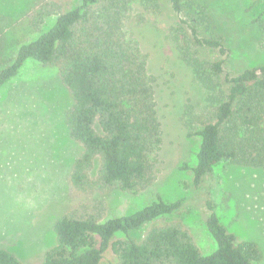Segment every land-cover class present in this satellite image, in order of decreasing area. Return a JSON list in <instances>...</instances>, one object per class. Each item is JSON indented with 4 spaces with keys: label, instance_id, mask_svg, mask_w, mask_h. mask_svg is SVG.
<instances>
[{
    "label": "trees",
    "instance_id": "trees-1",
    "mask_svg": "<svg viewBox=\"0 0 264 264\" xmlns=\"http://www.w3.org/2000/svg\"><path fill=\"white\" fill-rule=\"evenodd\" d=\"M250 1L261 7L258 17H264V0ZM64 3L48 0L41 11H32L36 28L42 15L57 17L0 68V86L27 59L57 69L72 100L65 124L69 137L80 146L68 174L72 194L96 198L113 187L135 194L153 180L162 143L161 113L153 90L159 76L149 74L148 52L143 49L148 47L162 58L158 47L164 34L152 22L134 24L130 14L138 3L148 7L145 13L156 18L165 14L181 31L189 30L187 36L181 35L189 39L190 50L183 43L176 45L180 59L192 63L199 56L198 70L217 89V99L206 104L197 118L200 143L196 163L189 167L194 187L199 188L222 160L264 168V65L223 76V61L205 52H224L222 41L203 36L179 16L182 0H81L71 8ZM260 25L264 41V23ZM184 202L158 196L132 213L111 217L106 215L104 198L75 206L55 220L54 244L40 264H100L107 250L112 252L111 264H252L259 257L255 243L237 242L219 221L209 198L204 201L205 226L215 249L202 253L183 222L170 218ZM0 264L23 263L0 247Z\"/></svg>",
    "mask_w": 264,
    "mask_h": 264
},
{
    "label": "rangeland",
    "instance_id": "rangeland-1",
    "mask_svg": "<svg viewBox=\"0 0 264 264\" xmlns=\"http://www.w3.org/2000/svg\"><path fill=\"white\" fill-rule=\"evenodd\" d=\"M47 1L0 0V68L12 60L21 44L53 25L56 13L42 15L38 28L32 21L31 14ZM80 1L65 0L64 5L71 8ZM146 7L136 4L130 18L134 24L152 22L164 34L158 47L162 58L148 47L143 49L148 52L149 74L158 72L159 76L153 81V90L161 113L162 143L153 180L140 192L113 187L96 198L72 194L68 174L80 146L69 137L65 124L72 100L56 68L27 59L0 86V247L13 252L23 264H40L44 252L54 244L55 220L75 206L104 198L106 215L111 217L132 213L158 196L165 201L184 199L182 208L170 218L183 222L204 254L215 249L205 226L204 201L209 198L219 221L237 242L255 243L259 257L252 264H264V168L222 160L205 175L199 188L194 187L189 167L196 163L200 143L197 118L206 104L217 99V89L198 70L199 56L192 63L180 59L176 45L189 42L181 35L184 29L165 14L156 18L145 13ZM182 8L179 16L188 19L200 34L222 41L224 52H205L223 61V76L264 65L260 25L264 17H258L259 5L250 0H182ZM184 28L187 36L189 30ZM185 49L190 50L187 45ZM112 260V252L107 250L100 264Z\"/></svg>",
    "mask_w": 264,
    "mask_h": 264
}]
</instances>
